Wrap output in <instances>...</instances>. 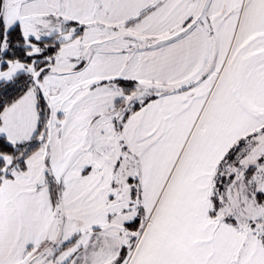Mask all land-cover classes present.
Here are the masks:
<instances>
[{
    "label": "snow or ice",
    "instance_id": "6c2138e0",
    "mask_svg": "<svg viewBox=\"0 0 264 264\" xmlns=\"http://www.w3.org/2000/svg\"><path fill=\"white\" fill-rule=\"evenodd\" d=\"M0 264H264V0H0Z\"/></svg>",
    "mask_w": 264,
    "mask_h": 264
}]
</instances>
